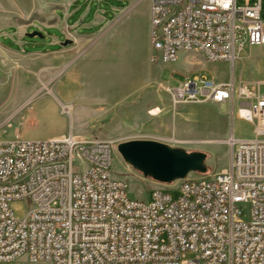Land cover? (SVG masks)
Wrapping results in <instances>:
<instances>
[{
    "label": "built area",
    "instance_id": "1",
    "mask_svg": "<svg viewBox=\"0 0 264 264\" xmlns=\"http://www.w3.org/2000/svg\"><path fill=\"white\" fill-rule=\"evenodd\" d=\"M243 1L149 0L153 61L195 49L234 63L264 46L261 0ZM161 88L175 106L230 108L253 137L231 133L226 170L177 180L167 188L177 200L153 189L150 201L114 176L109 141L0 140V264H264V81L195 75Z\"/></svg>",
    "mask_w": 264,
    "mask_h": 264
},
{
    "label": "rangeland",
    "instance_id": "2",
    "mask_svg": "<svg viewBox=\"0 0 264 264\" xmlns=\"http://www.w3.org/2000/svg\"><path fill=\"white\" fill-rule=\"evenodd\" d=\"M78 2L82 11L70 23L84 13L86 22L103 19L101 27L82 30L94 34L86 41L50 47L43 38L26 37L24 50L0 40V140H12L14 129L28 128L42 140L71 132L80 140L109 141L114 146V176L127 182L130 198L143 201L151 200L153 189H165L177 200L180 190L167 189L177 180L160 182L136 169L119 153L122 144L152 141L180 155H199L203 171H191L186 177L226 170L228 136L251 138L253 126L226 106H175L161 84L176 87L195 75L218 83L264 81V46L247 48L234 63H211L194 55H183L174 64L154 62L149 0ZM261 3L264 21V0ZM50 9L38 0H0V39L7 32L19 40L38 27L54 25L53 18L45 17ZM42 33L46 40L53 35L65 41L59 30ZM63 106L69 113H62ZM16 214L21 217L23 212Z\"/></svg>",
    "mask_w": 264,
    "mask_h": 264
},
{
    "label": "water",
    "instance_id": "3",
    "mask_svg": "<svg viewBox=\"0 0 264 264\" xmlns=\"http://www.w3.org/2000/svg\"><path fill=\"white\" fill-rule=\"evenodd\" d=\"M28 38H44L40 31L27 33ZM73 44L65 39L61 46ZM119 153L133 167L160 182L171 183L183 179L191 171H203L199 155L184 156L166 145L152 141H132L118 147Z\"/></svg>",
    "mask_w": 264,
    "mask_h": 264
},
{
    "label": "crops",
    "instance_id": "4",
    "mask_svg": "<svg viewBox=\"0 0 264 264\" xmlns=\"http://www.w3.org/2000/svg\"><path fill=\"white\" fill-rule=\"evenodd\" d=\"M40 4L50 7L51 9L45 14L46 16H50L54 19V25L51 26H43L38 27V31L42 33L43 30L55 29L59 30L60 34L63 36L64 39H70L72 41H86L89 39L90 36L94 34H84L82 30L92 29L96 26H102L103 19H94L92 21L86 22V14H82L79 18L75 19L73 23H70V20L76 17V15L82 11L80 6L78 5V0H38ZM50 13V14H49ZM66 31V32H65ZM43 34V33H42ZM25 37L20 38L19 40H15L12 34L4 33L0 40H4L11 44V46H19L21 45L23 49H26L28 45L25 42ZM46 36L44 35L45 41L43 42L44 45L50 47H58L62 43L60 39L56 36L50 35V37L46 40ZM37 45V44H36ZM56 48L55 50H57ZM53 50V51H55ZM49 51V52H53ZM36 52V51H33ZM41 53V52H40ZM44 53V52H42ZM220 83H224L225 81H219ZM51 110L55 113H58L57 107L53 103H49ZM36 131H31L28 128L20 130L19 128L14 129L11 132L10 138L12 139H23V140H42L37 137ZM65 134H58L52 137H47L44 140L49 139H61L64 138Z\"/></svg>",
    "mask_w": 264,
    "mask_h": 264
},
{
    "label": "bare ground",
    "instance_id": "5",
    "mask_svg": "<svg viewBox=\"0 0 264 264\" xmlns=\"http://www.w3.org/2000/svg\"><path fill=\"white\" fill-rule=\"evenodd\" d=\"M185 55H194L195 56V49H187V50H185Z\"/></svg>",
    "mask_w": 264,
    "mask_h": 264
}]
</instances>
